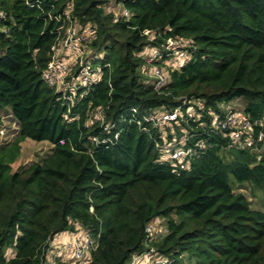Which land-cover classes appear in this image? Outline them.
Here are the masks:
<instances>
[{"label":"trees","instance_id":"trees-1","mask_svg":"<svg viewBox=\"0 0 264 264\" xmlns=\"http://www.w3.org/2000/svg\"><path fill=\"white\" fill-rule=\"evenodd\" d=\"M108 1L0 0V122L17 125L14 141L0 143V264H42L49 242L77 223L97 240L85 264H128L149 250L171 264H264V212L230 185L264 189V0H114L128 16ZM66 9L90 29L87 60L101 67L72 102L43 78ZM170 38L189 41L190 59L156 85L146 72L163 66ZM145 48L161 58L150 62ZM233 99L255 151L231 146L203 116L176 125L206 141L189 167L158 162L168 129L143 116L183 101L222 114ZM96 110L102 120L90 119ZM26 138L52 147L12 170ZM158 218L165 228L149 235Z\"/></svg>","mask_w":264,"mask_h":264},{"label":"built area","instance_id":"built-area-1","mask_svg":"<svg viewBox=\"0 0 264 264\" xmlns=\"http://www.w3.org/2000/svg\"><path fill=\"white\" fill-rule=\"evenodd\" d=\"M115 15L128 16V12L122 9ZM64 16L68 20L64 29L63 35L51 46V58L46 69L43 72V78L56 90L62 91V96L66 101L72 102L75 94L79 89H85L100 78L101 67L93 65L87 60L86 44L90 42V29L88 27H80L76 21L70 18L69 10L64 11ZM5 14L0 9V19H3ZM184 41L182 38L178 40L168 39L165 48L168 56L174 52L178 54L180 63L175 65V58L172 57V68L180 67L184 62L190 59V54L182 47ZM64 49L65 55L59 57L58 50ZM74 52L75 59L71 65L69 52ZM171 52V53H170ZM66 56V57H65ZM162 55L156 52L153 59H159ZM152 59V60H153ZM166 61V59H165ZM164 61V62H165ZM151 62V61H150ZM155 79L156 85L165 81V74L162 69L155 71V75L150 74ZM185 106V114H182V107ZM222 114L212 110L205 109L203 101L195 103L183 101L181 106L170 111L155 110L143 116L144 121L151 122L158 128H166L161 140L155 143L158 151V162H168L179 169H187L191 160L197 157L206 148V141L198 139L191 141L193 134H189L185 129L177 132L176 125L181 121H189L191 118L202 120L203 124L208 126L212 132H219L224 137L229 138L231 146L237 148H252L254 145L253 125L243 113L236 111L231 106L223 107ZM202 111H205L202 113ZM94 121L102 120L101 110H96L89 115ZM139 124L140 121H137ZM15 124V123H14ZM202 124V125H203ZM2 120L0 127L2 126ZM104 129H109V124L104 126ZM4 128H0V134H3ZM171 135L168 138L169 134ZM117 133L114 137H117ZM261 133H258V138L261 139ZM1 138V136H0ZM94 142H97V137H92ZM254 149V148H252ZM146 231L149 235L154 232H160L152 223L148 224ZM67 238L52 239L45 252V259L42 264H85V259H90L91 253L97 249V240L92 236L89 230L77 223L75 230L67 232ZM171 260L164 257H159L155 251L149 250L140 255H135L128 264H171Z\"/></svg>","mask_w":264,"mask_h":264},{"label":"rangeland","instance_id":"rangeland-1","mask_svg":"<svg viewBox=\"0 0 264 264\" xmlns=\"http://www.w3.org/2000/svg\"><path fill=\"white\" fill-rule=\"evenodd\" d=\"M108 11H114L115 13H119L122 9L119 5L114 3V0H109L107 5ZM184 44L182 47L185 48L189 45L188 40H184ZM64 49L58 50L59 57H63L65 55ZM157 50L153 48H145L142 52L143 55L149 57V61H153L152 59L156 55ZM171 53V52H170ZM66 57V56H65ZM172 57L175 58V65L179 64L180 58L179 52L173 53L171 56H168L166 61L163 63V66L157 65V64H150L148 67V71L146 72L148 77H152L150 74L155 75V71L158 69H162L163 73L169 69L172 68L171 65L173 63ZM68 61H70L71 65L73 64V61L75 59L74 52H69ZM230 106L233 107L236 111H242L243 109V102L241 99H233L230 103ZM4 115V114H3ZM2 126L4 128L3 134H0V143H12L14 139L17 137V125L14 124L12 118L8 115L2 116ZM0 127V128H1ZM51 144L46 141H33L30 139H23L20 141V154L15 159V161L11 164V169L15 170L20 165L28 164L31 162H37L40 161L51 149ZM255 151V149H254ZM226 158L229 157V155L225 154ZM230 185L232 186L233 190L235 192H241L243 193L246 198L249 200V203L251 207L257 208L264 212V189L253 187L250 183L244 182V183H237L230 177ZM152 225L162 233V230L165 228V220L162 218L155 219L152 222ZM67 238V235L64 237V239ZM86 262L89 261L88 257L85 259Z\"/></svg>","mask_w":264,"mask_h":264},{"label":"crops","instance_id":"crops-1","mask_svg":"<svg viewBox=\"0 0 264 264\" xmlns=\"http://www.w3.org/2000/svg\"><path fill=\"white\" fill-rule=\"evenodd\" d=\"M66 235H68L67 232H63V233H60L57 237H55L54 239H63V237H65Z\"/></svg>","mask_w":264,"mask_h":264}]
</instances>
